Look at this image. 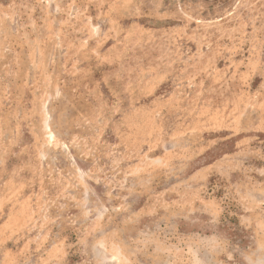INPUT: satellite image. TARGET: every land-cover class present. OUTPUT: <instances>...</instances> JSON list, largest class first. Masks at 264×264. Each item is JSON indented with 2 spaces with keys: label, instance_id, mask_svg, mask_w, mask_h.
Segmentation results:
<instances>
[{
  "label": "rangeland",
  "instance_id": "rangeland-1",
  "mask_svg": "<svg viewBox=\"0 0 264 264\" xmlns=\"http://www.w3.org/2000/svg\"><path fill=\"white\" fill-rule=\"evenodd\" d=\"M0 264H264V0H0Z\"/></svg>",
  "mask_w": 264,
  "mask_h": 264
}]
</instances>
